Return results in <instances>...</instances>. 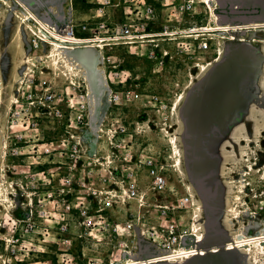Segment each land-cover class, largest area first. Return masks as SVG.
<instances>
[{"label":"rangeland","instance_id":"obj_1","mask_svg":"<svg viewBox=\"0 0 264 264\" xmlns=\"http://www.w3.org/2000/svg\"><path fill=\"white\" fill-rule=\"evenodd\" d=\"M2 1L0 139L2 133L12 129L11 126H7L6 121L12 115V102L17 94L19 82L27 74V58L37 60L48 52L32 57L30 37L24 25L27 10L38 17H50L45 14L44 7H40L34 0ZM47 1L41 0L44 4ZM56 1L61 3L63 0ZM234 1L235 4L246 9L252 7V2L264 6V0ZM83 4L81 1L75 3V18ZM218 4L219 0L212 1L214 8L218 7ZM228 7L229 5H226L227 9ZM198 11H201L198 23H205L208 27L214 26L205 4L200 3ZM30 20L31 18L28 22ZM54 20L55 16L52 17V21ZM241 23L229 22V25ZM254 23L256 21L251 19L242 24ZM213 31L217 32L222 43L221 53L215 54L212 59L199 62L190 74L181 66L157 73L148 60L132 57L127 50H114V53L122 54L126 58L125 66L133 79L137 78L135 83L140 86L142 93L163 94L167 89L165 85H169L170 90L174 91L172 96L176 95V100L172 105L177 118L169 120L170 131L164 134L152 131L147 136L138 137L134 141L136 145L142 147L151 146L154 154H159L167 164L173 166L167 168L168 188L163 195L156 197L148 193L142 207L140 202L131 201L127 205L114 208L107 214L111 220L118 223L141 217V229L138 227L128 237L124 235L111 238L107 231L94 233L95 238L74 240L78 251L85 253L89 248L102 257L100 262L102 264H127L131 253L135 255L136 261L141 262L159 253H176L182 248L188 250L200 248L205 253L203 256L197 255L189 259L181 258L156 264H251L246 261L250 247H239L234 250H226V248L227 244L235 241L240 231L250 236L261 235L264 232V26L236 28L228 33ZM78 55L82 60L92 62L98 54L81 51ZM214 60L218 62L212 65ZM97 63L98 59L90 65L87 63L90 69L91 88L99 99L94 117H98L100 113H120L131 121L136 120V117L142 115L141 106L133 104L111 109L106 104L103 99L104 81L101 73L95 71L100 65ZM201 64L209 69L204 74H200L199 71ZM38 68L55 76L60 75L59 70L50 69L48 63L43 60L40 61ZM57 83L67 87L70 85V80L59 76ZM172 84L178 86L173 87ZM125 88H128V85L122 87V90ZM95 118L94 120L97 121ZM49 127L51 125L47 123L39 132L24 131V141L35 135L44 142L56 141L59 136L49 131ZM14 129L19 130L21 126ZM97 129L93 127L92 132L87 135L91 140L94 139L91 143L92 149L98 142ZM170 135H174L181 152L179 161L183 174L174 169ZM22 153H26L23 154L25 156H15L11 151H7L5 165L2 164L0 167V189L3 188L5 191V195L2 196L10 197L9 201L6 199L0 201L2 203L0 229L10 213L14 212L17 215L27 213L29 198L21 192V188H25L27 192L28 189L33 190L31 188L34 182L33 175H37L49 166L47 165L49 159L45 157L40 160L41 166H30V161L33 160H29L26 156L28 151ZM3 155L4 152L0 151V156ZM38 183L41 181L38 180L36 184ZM147 184L144 183L142 186L146 189ZM240 184L244 187L242 194L238 193ZM187 196L191 197V202L183 205L182 200ZM46 223L54 228L53 236H58L56 233L58 224L49 221ZM171 224L176 225L178 229L173 234L189 237L186 240V247L177 245L171 251H165V242L171 235L167 228ZM194 227L197 228V233L203 234L201 246L196 241V237L191 236ZM19 239L21 242L24 241V245L19 246L17 259L22 260L23 264H61L63 249L52 244L53 239H47L48 244H45L39 233L22 236ZM118 241L121 243L127 241L137 248L124 252L127 254L125 259H118L114 256L113 247ZM2 245L3 242L0 241V246ZM217 250L219 252L215 253ZM24 252L26 256L21 254ZM0 256L4 259L8 257V252L0 249Z\"/></svg>","mask_w":264,"mask_h":264},{"label":"built area","instance_id":"obj_2","mask_svg":"<svg viewBox=\"0 0 264 264\" xmlns=\"http://www.w3.org/2000/svg\"><path fill=\"white\" fill-rule=\"evenodd\" d=\"M77 1L94 7L92 18H75ZM199 5L200 0H69L65 13L55 16L54 21L35 15L53 35L46 29L47 34L42 32L34 19L24 21L32 57L52 50V41L62 51L97 50L106 104L111 109L139 105L142 115L131 121L120 113L103 114L96 126L98 142L92 149L94 139L87 135L95 124L97 106L87 74L83 72L63 87L57 83L60 75L39 69L37 60L27 65V77L19 82L12 115L6 121L12 129L1 135L4 155L0 156V167L5 165L7 151L20 156L26 150L28 159L33 160L30 166H41L42 157L49 159V166L33 175V190L21 188L29 198L27 213L12 212L1 225L0 249L6 250L8 257L0 256V264H23L17 259L18 248L24 245L19 237L35 233L45 244L50 238L63 249L61 264H102L85 260L84 251L75 248L74 240L95 238L94 233L105 231L111 238L128 237L141 229V217L118 223L107 214L131 201L140 202L142 207L148 193L159 197L167 191V168L173 165L154 154L151 146L142 147L134 141L152 131H170L169 120L177 118L172 105L176 95L172 96L169 85L163 94L142 93L135 83L137 78L133 79L125 66L126 58L114 50H127L132 57L148 60L157 73L181 66L190 74L199 62L214 58L223 47L217 32L197 22L201 18ZM126 85L128 88L122 90ZM47 123L49 131L59 136L56 141L44 142L37 135L24 141V131L39 132ZM17 126L21 129L15 130ZM38 180L41 183L36 184ZM144 183H148L146 189ZM190 202V196L182 200L183 205ZM48 221L58 224V236H53L54 228L46 225ZM167 230L171 235L165 251L177 245L186 247L189 236L173 234L178 230L174 224ZM113 247L114 256L121 260L127 257L124 252L137 248L127 241H118Z\"/></svg>","mask_w":264,"mask_h":264},{"label":"bare ground","instance_id":"obj_3","mask_svg":"<svg viewBox=\"0 0 264 264\" xmlns=\"http://www.w3.org/2000/svg\"><path fill=\"white\" fill-rule=\"evenodd\" d=\"M212 1L213 0H200L201 4H205L207 6V8L209 10V16L214 21V23H213L214 26L210 25L208 27L211 30H218L219 32L228 33L232 30H235L236 28L237 29L258 28L260 26H264V22H256L254 24H242L241 23L239 25L234 24V25L230 26L229 25V22L231 21L230 18L221 13V11L227 10L226 5L224 3H222L221 0H219L218 7L214 8L212 5ZM1 2H3V1L0 0V13H1ZM20 4H21V6L25 7V5L23 3H20ZM232 8L236 9V10L246 9V8H242L241 6H239L237 4L233 5ZM27 11H28V14L26 15V18L24 19V21L26 23L28 22V20L30 18L34 19V20H36L37 23H39L41 25L40 29L42 30V32H44L43 29H46L49 33H51V31L47 27H45L37 19L35 14L33 15L31 12H29V10H27ZM49 18L52 19L51 17H49ZM44 33H46V32H44ZM52 44H54V47L52 48V50H49L45 56H41L39 58L36 57L38 62H40L42 60L44 62L46 61V63H48V66H50V69L59 70L60 76L62 78L65 77L68 80L73 79V81H74L78 77L82 76L83 72H85L86 74L89 73V67L86 66L85 64H83V62H81L79 59L76 58V56L74 54L75 52L72 54H69L67 51H62V50L58 49L56 42L52 41ZM35 60L31 59V57H29L26 60V64L31 65V64L35 63L34 62ZM216 62H218V60L217 61L214 60L212 65H214ZM208 70L209 69L205 68V66L203 64H201L199 66L200 74H202V73L204 74ZM95 71L99 72L98 69H96ZM1 81L2 80L0 79V82ZM1 101H2V99H1V89H0V104L2 103ZM169 140H170V144H171L172 149H173L174 169L176 172L183 174L184 171H183L182 165L179 161V155L181 154V152L179 151V148H178V145L175 141L174 135H170ZM6 160H7V156H6ZM243 190H244V187H242V184H240L238 187V193L242 194ZM2 195H5V191L3 188L0 189V197H1L0 201L3 202V201H5V199L8 201L10 200L9 196H2ZM0 205H2L1 202H0ZM202 235H203L202 233H197V228L194 227V232L191 233V236L196 237V241L198 242L199 246L202 245V240H203ZM239 247H241V248L250 247L249 248L250 252L246 256L247 262H249L251 264H256V263L264 264V232L261 235L258 234L255 236H250V235H246L245 233L240 231L238 233V235L235 237V241L227 244L226 250H234L235 248H239ZM217 252H219V250H217L215 253H217ZM204 254H205L204 251L201 250L200 248L192 249V250H188V248H182V249L177 250L176 253H172V252H168V254L159 253L156 256L150 257L149 259H147L145 261L138 262V261H136L135 255L133 256L131 253V258L128 260L129 263H127V264H156V263H160V262L175 261V260L181 259V258L189 259L193 256H197V255L203 256Z\"/></svg>","mask_w":264,"mask_h":264},{"label":"water","instance_id":"obj_4","mask_svg":"<svg viewBox=\"0 0 264 264\" xmlns=\"http://www.w3.org/2000/svg\"><path fill=\"white\" fill-rule=\"evenodd\" d=\"M36 1H38L40 4H43L41 2V0H36ZM221 1H223L226 5H229L228 9L224 10V11H221V13L226 15V16H228V17H230V20H231L230 23H235V22L244 23V22L249 21L251 19H254L256 22H263L264 21V6H258L256 3L252 2L251 3L252 4L251 8H247V9H244V10H236V9L232 8L233 5L235 4L234 0H221ZM263 5H264V3H263ZM85 49L86 50H84V51H92V52H95L96 54H98L97 50H95V49H92V48H85ZM67 52L69 54H72V53L76 52V54H75L76 58L79 59L81 62H83V64H85L86 66H88V64L90 65L93 61H95L97 59H98V63L100 61L99 54L97 55V57L92 62H86L85 60L81 59L80 55H78V52H81L80 50L67 51ZM89 71H90V69H89ZM87 76H88V79H89V73L87 74ZM99 86H100V89H101L100 81H99ZM92 91H93V94H94V90H92ZM104 92H105V89H104ZM104 92H103V99H104ZM94 96L96 98V106H98L99 99L96 97L95 94H94ZM100 114H98V117H96V118L94 117L97 121H95L93 119V121L95 123L93 127H96L97 126V122H99L100 119L102 118L103 114H101V115ZM184 246H187L186 241L184 242Z\"/></svg>","mask_w":264,"mask_h":264},{"label":"crops","instance_id":"obj_5","mask_svg":"<svg viewBox=\"0 0 264 264\" xmlns=\"http://www.w3.org/2000/svg\"><path fill=\"white\" fill-rule=\"evenodd\" d=\"M69 0H63L61 3L57 2L56 0H48L47 3H43V10L47 16L50 15L52 18L53 16H62L65 13ZM94 15V7L89 5L88 3H84L77 12V19L78 20H86L92 18ZM80 51L86 50L85 48L76 49ZM85 260H97L99 262L102 261V257L92 252L89 248L86 249V252L83 253Z\"/></svg>","mask_w":264,"mask_h":264},{"label":"flooded vegetation","instance_id":"obj_6","mask_svg":"<svg viewBox=\"0 0 264 264\" xmlns=\"http://www.w3.org/2000/svg\"><path fill=\"white\" fill-rule=\"evenodd\" d=\"M38 5H40V7H43V4H40L38 1L34 0Z\"/></svg>","mask_w":264,"mask_h":264}]
</instances>
